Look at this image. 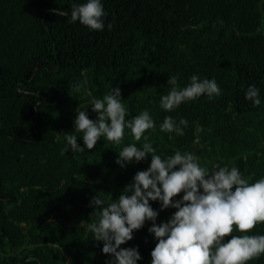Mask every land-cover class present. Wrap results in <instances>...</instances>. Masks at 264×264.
<instances>
[{
  "label": "trees",
  "instance_id": "trees-1",
  "mask_svg": "<svg viewBox=\"0 0 264 264\" xmlns=\"http://www.w3.org/2000/svg\"><path fill=\"white\" fill-rule=\"evenodd\" d=\"M86 2L0 0V264H108L87 228L90 202L117 199L148 169L150 155L116 163L129 144L151 143L161 158L194 154L209 171L234 166L250 183L264 178V0H101L102 31L71 21L73 5ZM173 75L180 87L193 75L214 79L221 94L166 111L160 100ZM249 85L259 106L245 99ZM115 87L126 119L147 110L155 128L140 141L125 128L120 144L102 136L92 150L62 155L65 134L85 147L76 111L95 120L92 99ZM165 117L186 119L183 135L161 131ZM149 203L157 225L176 211ZM151 226L120 246L138 249L137 264H150ZM245 234L264 235V222L232 233ZM248 264H264V254Z\"/></svg>",
  "mask_w": 264,
  "mask_h": 264
},
{
  "label": "clouds",
  "instance_id": "clouds-1",
  "mask_svg": "<svg viewBox=\"0 0 264 264\" xmlns=\"http://www.w3.org/2000/svg\"><path fill=\"white\" fill-rule=\"evenodd\" d=\"M60 15H67L61 12ZM101 0H87L74 4L71 21H79L91 30L102 31L105 27ZM112 25L109 23L108 28ZM171 86L167 95L161 97L160 106L172 111L186 101L194 100L203 94L219 96L221 89L214 79H200L197 75L180 87L178 76L168 78ZM78 90V89H77ZM245 99L254 107L259 106V89L249 85ZM92 111L97 113L95 120L89 119L86 111H76L75 132L81 133L83 144L77 143V135L65 134V154L92 150L103 136L109 142L120 144L125 128L130 129L136 141H140L145 131L155 128L149 112L126 119L129 113L121 99L119 87L113 88L103 98H93ZM187 120L179 122L165 117L160 125L163 132L183 135ZM151 157L150 166L138 171L133 182L126 186L117 199L105 200L93 196L90 206L95 217L87 224L93 240L102 241V253L113 259L108 264H137L141 259L135 247L120 246L133 239L134 230L152 221L148 232L157 240L152 249L150 264H248L264 254V235H232L233 231L247 233L257 223L264 222V178L250 183L242 178L236 167H219L209 171L201 167L198 157L179 150L171 156L161 158L151 143L142 147L129 144L118 153L116 163L124 167L133 160L139 162ZM183 193L179 200L174 198ZM160 201L161 210L174 208L176 211L167 222L156 224L158 213L149 201ZM230 237V239H225Z\"/></svg>",
  "mask_w": 264,
  "mask_h": 264
}]
</instances>
